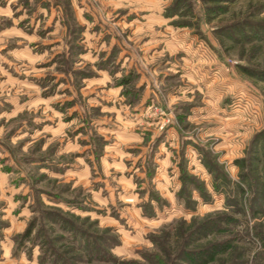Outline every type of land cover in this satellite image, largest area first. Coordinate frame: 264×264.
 I'll use <instances>...</instances> for the list:
<instances>
[{
  "label": "rangeland",
  "instance_id": "obj_1",
  "mask_svg": "<svg viewBox=\"0 0 264 264\" xmlns=\"http://www.w3.org/2000/svg\"><path fill=\"white\" fill-rule=\"evenodd\" d=\"M0 264H264V0H0Z\"/></svg>",
  "mask_w": 264,
  "mask_h": 264
}]
</instances>
